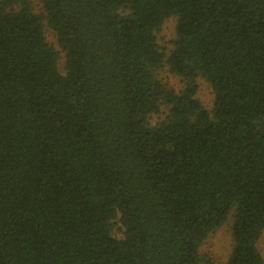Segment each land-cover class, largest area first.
Wrapping results in <instances>:
<instances>
[{
  "label": "trees",
  "instance_id": "1",
  "mask_svg": "<svg viewBox=\"0 0 264 264\" xmlns=\"http://www.w3.org/2000/svg\"><path fill=\"white\" fill-rule=\"evenodd\" d=\"M33 1L0 0V264H214L226 223L263 264L264 0Z\"/></svg>",
  "mask_w": 264,
  "mask_h": 264
},
{
  "label": "rangeland",
  "instance_id": "2",
  "mask_svg": "<svg viewBox=\"0 0 264 264\" xmlns=\"http://www.w3.org/2000/svg\"><path fill=\"white\" fill-rule=\"evenodd\" d=\"M33 2L37 10L39 8L38 2L36 0H34ZM174 26V19H169L163 24L160 32L157 34V38L160 44L169 42L173 38ZM45 35L48 43L56 46V41L47 27L45 28ZM162 76L171 88L175 90L179 89L180 83L177 78L167 74L166 72L162 73ZM197 98L206 108L209 109L211 107V91L208 84L202 79L198 80ZM156 120L157 118L154 117L152 118L151 122H155ZM229 226L230 223H226L225 225H223L219 230L211 234L200 247V253L211 259L214 264H225L230 255L233 242ZM112 234L115 237H118L120 235L119 231L116 228L113 230ZM258 248L264 259V231L258 242Z\"/></svg>",
  "mask_w": 264,
  "mask_h": 264
},
{
  "label": "crops",
  "instance_id": "3",
  "mask_svg": "<svg viewBox=\"0 0 264 264\" xmlns=\"http://www.w3.org/2000/svg\"><path fill=\"white\" fill-rule=\"evenodd\" d=\"M263 264H264V259H263Z\"/></svg>",
  "mask_w": 264,
  "mask_h": 264
}]
</instances>
